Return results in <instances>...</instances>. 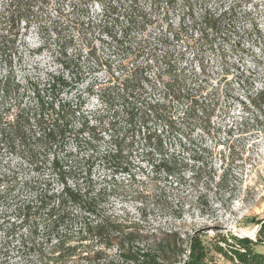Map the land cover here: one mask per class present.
Here are the masks:
<instances>
[{"label": "trees", "instance_id": "trees-1", "mask_svg": "<svg viewBox=\"0 0 264 264\" xmlns=\"http://www.w3.org/2000/svg\"><path fill=\"white\" fill-rule=\"evenodd\" d=\"M126 2L100 4L98 22L74 25L78 31L97 32L99 45L110 53L101 60L85 40L87 58L105 74L99 85L89 86L88 99L100 109L88 112L81 96L75 98L74 105L59 97L80 74L70 72V60L63 52L66 74L50 77L44 90L33 89V108L18 111L11 122L0 118V145L25 161L32 174L23 181L17 176L10 180L0 177V201L9 196L15 199L0 219V264H209L211 253L235 264H264V255L255 252L250 239L217 234L214 242L206 245L201 229H194L196 220H186L185 198L180 194L186 187L195 189L202 168L192 167V156L187 159L185 155L192 150L194 129L201 123L210 124L216 87L199 60L196 42L167 31L168 24L167 34L152 42L144 36L136 38L135 31L142 33L160 20L145 14L137 0ZM94 4L85 9L91 10ZM16 7L18 17L24 20L29 5L17 2ZM75 8L71 6L72 11H78ZM158 9V0H153L149 10ZM115 12L120 16H109ZM180 23L184 25V19ZM205 25L216 34L219 20H208ZM24 26L29 29L28 21ZM57 27L61 29L56 22L54 31ZM199 39L208 36L201 33ZM218 57L226 80L227 56L220 52ZM152 68L156 70L154 79ZM260 98L264 100V83L253 97L246 98L257 111L252 119L257 123L264 121V111L255 104ZM134 149L155 156L158 168L174 179L168 182L176 192L171 220L159 222L154 210L145 207L131 211L121 199L124 191L116 174L118 169L128 173L119 165ZM199 152L204 154L207 149ZM237 159L233 157L231 164ZM187 169L192 179L189 184ZM209 170L215 174L212 165ZM228 190L231 199L236 183ZM22 193L27 196L22 198ZM149 198L152 208L163 202L167 205L166 195L159 192ZM189 227L193 229L189 231ZM262 229L264 223L258 235Z\"/></svg>", "mask_w": 264, "mask_h": 264}, {"label": "rangeland", "instance_id": "rangeland-1", "mask_svg": "<svg viewBox=\"0 0 264 264\" xmlns=\"http://www.w3.org/2000/svg\"><path fill=\"white\" fill-rule=\"evenodd\" d=\"M17 2L29 5V15L24 20L16 13ZM91 2L99 6L94 4L87 11L85 7ZM109 2L112 5L127 3L126 0H0L2 122H11L18 111L35 106L33 89L44 90L50 77L66 74L63 52L70 60V72L80 74L75 75L70 87L59 92V97L74 105L75 98L81 96L87 103L85 109L88 112L100 109L99 104L88 99V93L90 85H99L105 80V74L96 70L93 61L87 58L85 40L92 44L101 60L110 53L99 45L97 32L78 31L74 25L79 22L85 27L90 21L98 22L102 15L100 4ZM152 2L137 0L138 6L145 8L144 13L160 20L159 24L148 26L142 33L135 31L134 36H144L152 42L170 31L181 33L182 40L196 42L201 53L199 60L207 70L209 82L216 87L214 106L209 104L213 110L210 124L201 123L194 129L192 150L185 155L187 159L189 154L192 156L190 165L195 169L201 167L202 175L195 189L186 187L180 194L185 198L186 220H196L194 229H201L200 237L210 245L217 234L229 237L234 235V230L255 229L264 221V121L252 120L257 111L246 102V98L253 97L264 83V0H158L159 9L154 12L149 10ZM73 5L78 11H72ZM109 16H120V13ZM183 19L184 25L180 26ZM213 19L219 20L216 34L205 25ZM27 21L29 29L24 26ZM56 22L61 29L57 27L54 31ZM201 33L208 39H199ZM179 44L182 49L183 45ZM220 52L227 56L229 73L226 80L222 78ZM155 74L156 70L152 68V79ZM226 81L230 84L226 85ZM77 84L78 87H74ZM47 98L46 94L45 100ZM255 104L264 111L262 98L255 100ZM202 148L207 152H199ZM99 149L103 151L104 145L101 144ZM233 157L238 159L231 164ZM127 159L119 166L126 168L128 173L118 169L116 174V181L124 191L121 199L127 208L136 211L137 207H145L154 210L159 222L171 220L176 209V192L170 190L168 182L172 183L174 179H168L158 168L155 156H147L140 149H134ZM210 165L215 174L209 170ZM228 170L230 172L225 176L224 171ZM1 176L8 180L17 176L23 181L32 174L25 161L11 153L8 147L0 145ZM224 176L226 178L219 184ZM185 179L187 184L192 182L188 169L185 170ZM235 183L237 190L228 199V188ZM217 185L221 187L217 188ZM154 192L166 195L167 205L163 202V205L152 208L149 197ZM26 196L25 193L21 195L22 198ZM14 201L12 196L0 201V219L13 207ZM251 241L255 252L264 255V229ZM209 264L235 263L211 253Z\"/></svg>", "mask_w": 264, "mask_h": 264}, {"label": "bare ground", "instance_id": "bare-ground-1", "mask_svg": "<svg viewBox=\"0 0 264 264\" xmlns=\"http://www.w3.org/2000/svg\"><path fill=\"white\" fill-rule=\"evenodd\" d=\"M256 229L257 227H255V229L249 230H234V232H236V234L239 236H248L250 238H255Z\"/></svg>", "mask_w": 264, "mask_h": 264}, {"label": "water", "instance_id": "water-1", "mask_svg": "<svg viewBox=\"0 0 264 264\" xmlns=\"http://www.w3.org/2000/svg\"><path fill=\"white\" fill-rule=\"evenodd\" d=\"M264 223V221H261L260 223H258L257 224V229H256V234H255V236L257 235V233L259 232V230H260V228H261V226H262V224ZM234 235L235 236H238L239 238H247V239H254V238H250V237H248V236H239V235H237L235 232H234Z\"/></svg>", "mask_w": 264, "mask_h": 264}]
</instances>
